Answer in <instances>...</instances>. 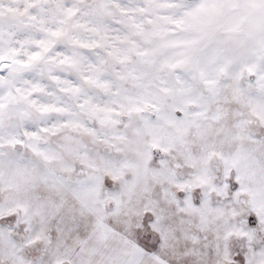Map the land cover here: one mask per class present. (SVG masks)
<instances>
[{"label":"snow or ice","instance_id":"6c2138e0","mask_svg":"<svg viewBox=\"0 0 264 264\" xmlns=\"http://www.w3.org/2000/svg\"><path fill=\"white\" fill-rule=\"evenodd\" d=\"M0 264H264V0H0Z\"/></svg>","mask_w":264,"mask_h":264}]
</instances>
